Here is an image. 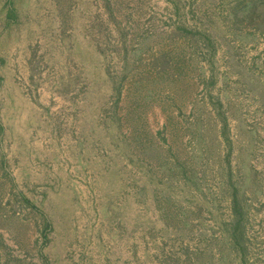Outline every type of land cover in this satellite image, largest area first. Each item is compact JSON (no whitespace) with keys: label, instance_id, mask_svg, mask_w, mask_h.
<instances>
[{"label":"rangeland","instance_id":"374dc122","mask_svg":"<svg viewBox=\"0 0 264 264\" xmlns=\"http://www.w3.org/2000/svg\"><path fill=\"white\" fill-rule=\"evenodd\" d=\"M0 264H264V0H0Z\"/></svg>","mask_w":264,"mask_h":264}]
</instances>
